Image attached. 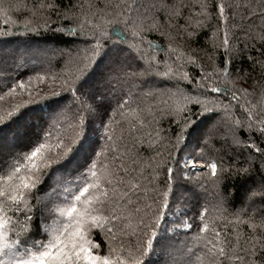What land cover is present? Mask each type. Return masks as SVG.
I'll return each mask as SVG.
<instances>
[{"label":"trees","instance_id":"obj_1","mask_svg":"<svg viewBox=\"0 0 264 264\" xmlns=\"http://www.w3.org/2000/svg\"><path fill=\"white\" fill-rule=\"evenodd\" d=\"M0 215L44 264H264V0H0Z\"/></svg>","mask_w":264,"mask_h":264},{"label":"rangeland","instance_id":"obj_2","mask_svg":"<svg viewBox=\"0 0 264 264\" xmlns=\"http://www.w3.org/2000/svg\"><path fill=\"white\" fill-rule=\"evenodd\" d=\"M31 51L37 52V50L34 48H32ZM2 52L4 53V50ZM33 56L35 55L33 54ZM202 127H204V125ZM20 130L21 129H19V131ZM188 161L189 159L186 158L184 161V165H187ZM191 164L195 167H204V163L201 162H192ZM54 199H56L55 195H53V197H50L49 200L44 201V203L50 204L52 201H54ZM68 210L71 211V209L69 208ZM68 238L62 241L61 243H55L51 245L53 246L52 249L54 251H52V255H49L50 262L52 261L54 264H63L65 262L64 260H62V257L67 252L65 250L67 247ZM11 243L12 241L10 240V234L8 232L7 226L5 225V220L0 215V264H44V260L42 259L40 261L38 257L31 256L30 258H28L22 256L20 252L16 251L13 248H10L12 246ZM7 245H9V249L7 248ZM55 245L59 246L55 248Z\"/></svg>","mask_w":264,"mask_h":264}]
</instances>
